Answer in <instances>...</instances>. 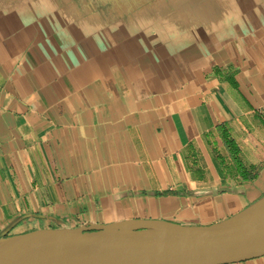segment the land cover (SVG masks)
Here are the masks:
<instances>
[{
  "label": "crops",
  "instance_id": "1",
  "mask_svg": "<svg viewBox=\"0 0 264 264\" xmlns=\"http://www.w3.org/2000/svg\"><path fill=\"white\" fill-rule=\"evenodd\" d=\"M84 1L0 9V239L262 199L264 0Z\"/></svg>",
  "mask_w": 264,
  "mask_h": 264
},
{
  "label": "water",
  "instance_id": "2",
  "mask_svg": "<svg viewBox=\"0 0 264 264\" xmlns=\"http://www.w3.org/2000/svg\"><path fill=\"white\" fill-rule=\"evenodd\" d=\"M264 257V197L209 226L128 220L0 239V264H235Z\"/></svg>",
  "mask_w": 264,
  "mask_h": 264
},
{
  "label": "bare ground",
  "instance_id": "3",
  "mask_svg": "<svg viewBox=\"0 0 264 264\" xmlns=\"http://www.w3.org/2000/svg\"><path fill=\"white\" fill-rule=\"evenodd\" d=\"M24 1L25 0H8L7 2H6V4L5 5H0V9L2 10V9H4V7H6V11H8V12H13V13H17V14H22L23 13V9L21 8V4L22 3H24ZM28 1H33V0H28ZM49 0H45V3L46 2H48ZM66 1H68V0H66ZM91 1V3H89V1H84V2H82V5H84V4H86V5H89V6H87L86 8L87 9H83L82 7L80 8V10H76V14H75V17L76 16H81L82 18H84V17H86V15H87V13L88 12H90L93 8H96V7H98V5H99V7L100 6H102V7H105V8H108V11H109V8L110 7H112V5L113 6H118V5H115V4H117V3H119V2H117V1H114V0H90ZM119 1V0H118ZM171 1V0H170ZM36 2L34 1V2H32L31 3V5H33V4H35ZM44 4V3H43ZM146 4V3H145ZM45 5H47V4H45ZM50 5H51V3H50ZM64 6V5H63ZM43 8V7H42ZM59 8V7H58ZM35 9V8H34ZM44 9V8H43ZM42 9V10H43ZM47 9H48V7H47ZM1 10H0V12H1ZM31 9H29V11H30ZM28 11V10H27ZM100 11V10H99ZM31 12V11H30ZM75 12V11H74ZM64 13V15H66V16H68L69 14H71L72 15V12L70 11H65V12H63ZM101 13V12H100ZM99 13V14H100ZM149 13V12H148ZM1 14V13H0ZM37 14V13H36ZM45 14V13H44ZM28 15V14H27ZM30 15V14H29ZM41 16H42V12H41ZM74 17V18H75ZM102 17V16H101ZM37 18V17H36ZM64 19V18H63ZM105 20V19H104ZM153 20V19H152ZM65 21V20H64ZM87 21V20H86ZM140 21V20H139ZM67 23V22H66ZM111 23V22H110ZM89 24V23H88ZM97 24V23H96ZM167 24V23H166ZM172 24V23H171ZM82 25V24H81ZM98 25V24H97ZM107 25V24H106ZM165 26V25H164ZM173 26V25H172ZM165 28V27H164ZM90 30H91V28H89ZM87 31V30H86ZM103 32V31H102Z\"/></svg>",
  "mask_w": 264,
  "mask_h": 264
}]
</instances>
